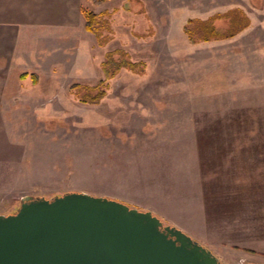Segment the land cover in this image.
Returning <instances> with one entry per match:
<instances>
[{"label":"rangeland","instance_id":"374dc122","mask_svg":"<svg viewBox=\"0 0 264 264\" xmlns=\"http://www.w3.org/2000/svg\"><path fill=\"white\" fill-rule=\"evenodd\" d=\"M105 4L82 3L105 13V45L91 34L75 51L83 71L25 74L9 96L0 216L25 197L85 193L151 212L221 264H264V0ZM115 50L138 71L111 78L103 65ZM103 79L98 104L71 91Z\"/></svg>","mask_w":264,"mask_h":264},{"label":"water","instance_id":"95a60500","mask_svg":"<svg viewBox=\"0 0 264 264\" xmlns=\"http://www.w3.org/2000/svg\"><path fill=\"white\" fill-rule=\"evenodd\" d=\"M0 264H221L151 212L85 193L25 197L0 216Z\"/></svg>","mask_w":264,"mask_h":264},{"label":"crops","instance_id":"0c3cea01","mask_svg":"<svg viewBox=\"0 0 264 264\" xmlns=\"http://www.w3.org/2000/svg\"><path fill=\"white\" fill-rule=\"evenodd\" d=\"M82 3L83 0H0V123L9 96L15 98V91L23 90L25 74L51 79L58 67L68 72L69 65L83 71L86 63L74 59L75 51L82 55L84 43L92 35L85 27Z\"/></svg>","mask_w":264,"mask_h":264},{"label":"trees","instance_id":"16d2710c","mask_svg":"<svg viewBox=\"0 0 264 264\" xmlns=\"http://www.w3.org/2000/svg\"><path fill=\"white\" fill-rule=\"evenodd\" d=\"M110 0H91L92 5L94 6H100L102 4L107 3ZM82 13L85 17L86 20V30L87 32L94 34L96 38L99 40L97 41L100 46H104L105 43H102L100 38H99V33H98V26L100 25V18L105 14H97L95 11L88 9V8H83ZM235 21V19H234ZM207 34L208 36L212 38H218L222 37L220 36V32L215 29V26H208L207 27ZM233 35V34H232ZM124 53L121 54L119 50H115L113 52H109L107 54V64H104L103 66L105 69H107V73L111 74V78L115 77L120 70H122L125 66L127 68H130L132 71H138L139 65L137 63L133 62H127L124 59ZM108 80L103 79L101 80L97 85L94 87H89L86 85H82L80 83H76L72 85L71 91L75 93L76 95L83 93V96H80L83 101L90 102L92 104H98L101 102L107 95L108 91Z\"/></svg>","mask_w":264,"mask_h":264},{"label":"flooded vegetation","instance_id":"af4514ba","mask_svg":"<svg viewBox=\"0 0 264 264\" xmlns=\"http://www.w3.org/2000/svg\"><path fill=\"white\" fill-rule=\"evenodd\" d=\"M111 1V0H110ZM109 2V1H108Z\"/></svg>","mask_w":264,"mask_h":264}]
</instances>
